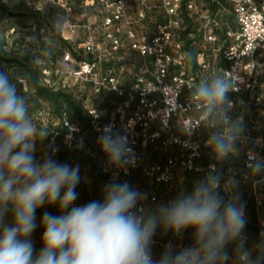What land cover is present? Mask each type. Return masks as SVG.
<instances>
[{
	"label": "built area",
	"instance_id": "built-area-1",
	"mask_svg": "<svg viewBox=\"0 0 264 264\" xmlns=\"http://www.w3.org/2000/svg\"><path fill=\"white\" fill-rule=\"evenodd\" d=\"M43 1L55 3L70 15L63 0ZM151 1L133 0L132 20L127 0H83L84 8L99 5L109 9L100 26L107 56L90 26H86L83 44L60 55L67 75L88 92L79 101L90 120L91 157L108 182L115 173L118 182L138 188L134 177L140 176L148 184L143 192L147 198L140 204L146 210L175 199L184 183L185 192H190L194 182L214 167L224 178L220 195L226 201L233 192L239 195L247 223L261 238L264 172L253 174L249 164L253 158L264 159V0ZM155 9L164 20L153 24L150 35L144 34L139 30ZM67 27L72 37L75 26ZM198 43L202 47L194 50ZM79 50L89 58H80ZM125 51L139 59L133 74L126 75L123 65L115 68L111 62L112 55ZM214 75L230 79L234 90L228 93L232 102L229 114L244 128L236 154L224 160L215 159L208 147V129L201 126L191 135L184 132L195 119L189 105L191 86ZM62 124L70 135L79 134L77 122L64 116ZM106 127L126 135L133 164L124 168L109 165L98 144ZM229 178L237 181V187L225 191L224 182Z\"/></svg>",
	"mask_w": 264,
	"mask_h": 264
},
{
	"label": "clouds",
	"instance_id": "clouds-1",
	"mask_svg": "<svg viewBox=\"0 0 264 264\" xmlns=\"http://www.w3.org/2000/svg\"><path fill=\"white\" fill-rule=\"evenodd\" d=\"M232 90L230 79L220 75L205 77L190 89L195 119L184 132L208 129L207 145L217 160L236 154L244 131L229 114ZM49 135L30 116L28 96L0 71V264H227L226 248L233 242L234 264H264V234L254 246L247 245L245 205L235 192L227 201L220 195L224 178L214 167L190 192H180L155 210L140 206L146 194L118 182L115 173L102 189V202L74 205L79 166L52 155L36 160L37 142ZM98 144L109 165L134 163L126 135L106 127ZM249 167L253 174L264 172V159L253 158ZM236 187L234 178L224 182L225 191ZM45 205H56L62 214L42 215V247L36 251L31 237L38 227L37 209ZM158 227L177 236L194 229V242L179 251L169 244L154 259L151 245Z\"/></svg>",
	"mask_w": 264,
	"mask_h": 264
},
{
	"label": "rangeland",
	"instance_id": "rangeland-1",
	"mask_svg": "<svg viewBox=\"0 0 264 264\" xmlns=\"http://www.w3.org/2000/svg\"><path fill=\"white\" fill-rule=\"evenodd\" d=\"M53 1L56 2L57 0ZM146 1L152 3L151 0ZM63 2H66L67 6L71 9L69 16L64 9L52 2H44L43 0H1V3L5 4L7 10L14 13L15 16L0 22V51L10 59L23 60L33 67L40 68L43 75V84L54 89H62L67 93L73 94V96L79 100L81 97L85 98L88 92L83 85L75 84L73 79L67 75L65 72L67 70L66 67L60 62V55L63 51H66L67 48H74L76 44H83L87 37L86 26H90L94 29V36L97 42H99L103 50H105L103 55L107 56L106 51L108 47L106 43L104 44V31L100 26L103 18L108 15L109 9L99 5L84 8L82 4L83 0H63ZM127 5L129 6V16L134 20L135 13L133 9L135 4L133 0H127ZM222 18H224V15ZM163 20L164 18L159 9H155L154 12L148 14L142 29L139 31L150 35L153 24ZM67 24L75 26L74 35L72 37ZM63 37L68 38L67 41H65ZM60 39L64 40L65 43H62ZM197 41L199 42V38ZM201 47L202 46L198 43L193 49L198 50ZM78 52L80 58H89L87 55L83 54L81 50ZM112 57L113 60L111 62L114 64L115 68L123 65L126 75L135 73V68L139 65V59L126 51L124 54H115L112 55ZM2 68L3 72L8 73L10 79L17 84L18 92L28 96L29 114L36 123L37 128L39 130H46L50 133L46 139L37 142V150L35 153L36 160L41 159L43 156L46 142H48V149H53V152L59 148L61 159L65 158L64 152L70 149L72 143L75 144V150H85L90 156L94 155L92 138L90 139L89 146H86L84 145L82 135L76 133L70 135L69 129L64 124L63 127L59 129L58 133L51 134L54 128L60 124V121L52 115L47 103L33 98L25 72L21 70L18 65L7 66L2 64ZM94 164L97 168V164ZM80 166L81 185L77 191L78 198L74 201V205H84L93 200L102 202V189L108 182H95L93 180V170L89 163H84ZM134 180L135 182L137 181L138 188H143V191H140L136 185L134 188L143 193L148 184L140 178V176L134 177ZM183 191L185 192V183L183 185ZM160 204H162V202L154 205L149 210H155ZM39 210L41 216L36 214L38 227L31 237L36 251H39L42 247L41 237L43 228L39 226L42 215L45 212H49L53 215L62 214L56 205H45L39 208ZM193 234L194 229H186L182 234L177 236L173 234L171 230L165 231L162 227H158L155 235L160 238H166V242L155 241V235L153 236V243L151 245L153 258L159 259L169 244L173 245L177 251L182 247L191 246L194 242ZM255 243V235H249L247 237V245L251 247ZM229 256L231 259L227 264H234V252L232 254L229 253Z\"/></svg>",
	"mask_w": 264,
	"mask_h": 264
},
{
	"label": "trees",
	"instance_id": "trees-1",
	"mask_svg": "<svg viewBox=\"0 0 264 264\" xmlns=\"http://www.w3.org/2000/svg\"><path fill=\"white\" fill-rule=\"evenodd\" d=\"M14 16L15 14L7 10L5 4L1 3L0 0V22ZM188 32L189 30L185 31L183 35L186 36ZM60 41L62 43H65L62 39H60ZM67 50H71V47L67 48ZM2 64L7 66L18 65V67L23 70L27 76V81L30 90L32 91L33 98L45 102L49 105L52 115L60 121V124H58V126L54 128L51 134L58 133L59 129L63 127L62 119L65 116L69 121L78 123L79 134L82 135L84 145L89 146L90 139L93 138L92 134L90 133V120L82 113L81 103L75 98V96H73V94L67 93L62 89H54L43 84V75L40 68L33 67L23 60L10 59L6 57L2 53V51H0V71H3ZM47 143L48 142H46L44 145L43 156L52 155L53 159L57 160L60 163H68L73 167L78 165L80 173V165L89 163L93 170V180L100 183L108 182L107 176L99 172L94 164V160L89 154L85 152V150H75V144L72 143L70 149H67L64 152L65 158L61 159L59 148L56 149L55 152H53V149H48ZM37 161L40 162L41 159ZM129 181H131V178H129ZM80 185V183L77 185L75 189L76 192L79 190ZM36 214L41 216V212L39 209H37ZM256 231V228L252 224H246L244 232L248 233V235H254L256 234ZM154 239L155 241H162L163 243L166 242V238H160L157 235L154 236ZM255 239L257 243L261 238L255 236ZM234 248L235 244L230 243L227 246L226 250H228V253L232 254L234 252Z\"/></svg>",
	"mask_w": 264,
	"mask_h": 264
}]
</instances>
